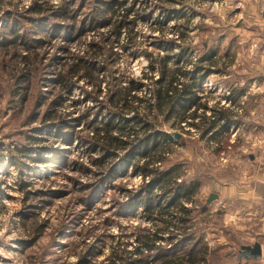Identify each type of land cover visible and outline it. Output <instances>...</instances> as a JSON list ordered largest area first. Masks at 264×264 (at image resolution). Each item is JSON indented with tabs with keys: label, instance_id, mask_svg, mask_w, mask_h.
<instances>
[{
	"label": "rangeland",
	"instance_id": "obj_1",
	"mask_svg": "<svg viewBox=\"0 0 264 264\" xmlns=\"http://www.w3.org/2000/svg\"><path fill=\"white\" fill-rule=\"evenodd\" d=\"M113 1L0 0V264H165L190 249L200 250L199 264H263L239 256L264 241V217L245 218L237 197L239 187L264 189V48L253 46L260 26L240 18L238 0H115L121 5L102 13ZM35 2L42 16L31 13ZM210 53L213 62L199 63ZM165 56L180 83L190 80L182 73L208 68L197 91L205 115L226 112L235 125L205 135L202 110L197 128H180L153 107ZM131 81L140 90L119 97ZM136 114L149 135L179 139L147 160L137 151L143 125L112 131L115 144L98 135ZM172 169L177 184L199 185L191 203L178 201L191 211L185 225L176 207L163 216L143 207L149 187L165 198L152 175ZM211 194L218 199L208 203Z\"/></svg>",
	"mask_w": 264,
	"mask_h": 264
},
{
	"label": "trees",
	"instance_id": "obj_2",
	"mask_svg": "<svg viewBox=\"0 0 264 264\" xmlns=\"http://www.w3.org/2000/svg\"><path fill=\"white\" fill-rule=\"evenodd\" d=\"M114 1H113L112 5L110 7H108L106 10L104 9L102 11V13H107L108 11H111L114 6L117 7V6L121 5V4H119L118 1H115V2ZM32 8L33 9L31 11V13L38 14L39 16H42L41 13L44 12L42 4L35 2V5ZM127 15H129V14H127ZM59 16L61 17V16H66V15H65L64 11H62ZM123 17H125V16H123ZM39 19H40V21L44 20V18H42V17H39ZM121 21L125 22L124 20H121ZM103 22H105L106 24H109L110 21L108 19H105ZM105 23H99L98 25L105 24ZM124 28H125V26L123 25V23H118L117 25L114 26L113 30H114V32L118 38H119V36H121V31ZM2 44L5 45V41ZM214 57H215V54H213V53L207 54L206 56H204L203 58H201L199 60V63L207 62V61L213 62ZM169 61H171V60L168 56L163 57V59L161 60V62H162L161 63V65H162L161 66L162 77L159 80V82L157 81L156 86L152 90V96L153 97L151 96V99L154 102L152 104L153 107L158 109V111L161 114L163 113L164 116H166L167 120L174 119L176 121V124L173 126H178L180 128H182L183 123L190 124V126L197 128L198 125H196L194 123V120H196L199 116H197V113L195 110H197V109L202 110L203 114H202L201 118L203 120L202 126H203V130H204L205 135H209V134L213 133L215 130H217L219 124H221V127L219 128L220 130H223L224 128H228L229 125H235V122L232 121L230 118L231 116L229 114H227L226 112H222V111L214 112V110H213V113H212L213 115L211 118L209 116L207 117L205 115V113L209 110V108L207 107L206 104L200 103L201 97L197 96V91H199L201 88V86H200L201 80L208 76L206 74V72H208V68L206 69V67H203L201 65H197L195 67V72L193 71L191 73H182L184 76L189 77L190 80H189V82L180 83V81H178L179 79H177V77L175 76V73L172 70H169L167 68ZM80 63H83V62L81 61ZM212 64H214V63H212ZM72 66H74V67L78 66V63H76L75 65H72ZM155 67H156V65L154 64V62H152L149 66V68L153 71L155 70ZM75 71H76V69L69 71V73L72 74ZM94 71L95 70L93 69L91 71V73L94 74ZM202 74H204V75H202ZM200 75H202V77H200ZM60 80H62V79H60ZM139 90H140V86H136L134 81H131L130 83H128L127 88L121 89L122 92L120 90H118L117 94L119 95V97L128 99L129 96H131L132 92H136ZM132 98L138 99L137 97H134L133 95H132ZM227 100L232 102L231 101L232 97L227 98ZM191 109H193L194 111L190 112ZM138 116H139V114H136V116H133L132 120H129V122H126L127 121L126 119H124L123 122L118 123V124L113 123V121L108 122L105 125H102L99 128H97L98 135H100V132H104V137L106 139H108L110 142H112L113 144H115V142H117V139L114 137H110L112 131L118 130V131L122 132L127 127H129L128 125H130L131 123H133L134 125L136 124V126L143 125V127H142L143 129L142 128L141 129L144 132H146L147 137L141 141L142 147L139 148V150H137V151H140L141 154H139V155L142 158L145 157L147 160H151L153 158L152 155L160 152L162 150L161 147L164 144L171 142L172 138L168 133H163V132H155L153 135H149L150 128ZM121 124H124V125L121 126ZM120 143L124 144L123 142H120ZM19 151L26 158H30V154L26 151V148H22ZM106 154H107L106 156H108L109 151L106 152ZM104 160L105 159H103L101 163H103ZM158 162H160V161H158ZM17 165H18V162H14V166H17ZM149 166H151V163H149L147 161L146 163H144V165L142 167L146 174H149V172H151L148 169ZM174 173H175V169H172V170H169L168 172H165V173H159L160 175L158 174L155 178H154V175H152L153 178H152L151 182L155 185V187H161V186L163 187V191H162L163 195L162 196H163V198L165 196V198L162 200V202H159L158 198L160 197V195H159V197H155V195L151 191L152 188L149 187L148 190L146 189V192L151 196L148 197V199H146V201L143 202V204H144L143 207L145 208L146 212H148L150 214L160 213V214H162V216L167 215V213H166L167 209H169L171 207H176L180 211L181 215H183V217L182 216L180 218L177 217L176 221L178 220V223L185 225L187 222H190V220L186 219L185 217L191 211L186 209V207H184L182 205V203L179 204L178 201L181 199H184L185 201L191 203L192 197L196 193V191L198 190L199 185L196 184L192 187H186L182 183L177 184L176 183V176L174 175ZM163 203H165V205H167V206L165 207L163 205ZM185 232H186V230L183 233L185 234ZM150 239L145 240L146 241L145 244L148 247L152 246V244H153L152 238H150ZM199 256H200V250L198 252H195V251H193V249H190V252H188V253H184L182 255L175 254L169 259L166 258L164 261H165V264H173V262H176V261L183 263V259L185 260V258H186L189 261L188 264H199V261H200ZM130 264H151V263H149V260H147V259H139V260H133Z\"/></svg>",
	"mask_w": 264,
	"mask_h": 264
},
{
	"label": "crops",
	"instance_id": "obj_3",
	"mask_svg": "<svg viewBox=\"0 0 264 264\" xmlns=\"http://www.w3.org/2000/svg\"><path fill=\"white\" fill-rule=\"evenodd\" d=\"M239 5L241 6V12H240V18L244 19V20H250V21H255L254 24L260 26V32L261 35H259L258 37L256 36L254 41H253V46L255 45H259L262 46V41L264 39V33L262 30V27L264 25V0H238ZM262 20V21H260ZM246 28V31H248ZM249 35V34H248ZM251 40V37H248ZM262 49V48H261ZM264 187V183L261 184V188ZM256 188V186H255ZM244 190H240L239 187V191L238 194V205H239V209L241 210V214H243V216H245V218L248 217H257L255 215H260V218L264 217V189L263 190H259V196L252 190H246V188H243ZM223 191V196L224 198L227 197L228 193L230 195V192L232 194V191L229 189H227V187L222 189ZM257 196V197H256ZM243 197V199H242ZM256 198H259L258 201H256ZM222 202H224V200H222ZM249 220V219H248ZM246 232L248 230H250V227H242ZM249 235V234H248ZM247 236V234H246ZM259 239H261L262 237L264 238V233L262 235H258ZM259 241V242H258ZM252 240L249 245H253L254 243H259L262 246V258L260 259V262H264V241L261 242L260 240ZM264 264V263H263Z\"/></svg>",
	"mask_w": 264,
	"mask_h": 264
},
{
	"label": "water",
	"instance_id": "obj_4",
	"mask_svg": "<svg viewBox=\"0 0 264 264\" xmlns=\"http://www.w3.org/2000/svg\"><path fill=\"white\" fill-rule=\"evenodd\" d=\"M169 135L175 140H178L180 137V134L176 132H171L169 133ZM217 199H218L217 194H211L208 198V203H212ZM239 256L244 257L246 259H254V260L261 259L262 258V246L259 243H254L253 245L242 246Z\"/></svg>",
	"mask_w": 264,
	"mask_h": 264
},
{
	"label": "built area",
	"instance_id": "obj_5",
	"mask_svg": "<svg viewBox=\"0 0 264 264\" xmlns=\"http://www.w3.org/2000/svg\"><path fill=\"white\" fill-rule=\"evenodd\" d=\"M262 30H263V33H264V25L262 27ZM257 47V50L260 49V48H264V39L262 41V46H259V45H255Z\"/></svg>",
	"mask_w": 264,
	"mask_h": 264
}]
</instances>
